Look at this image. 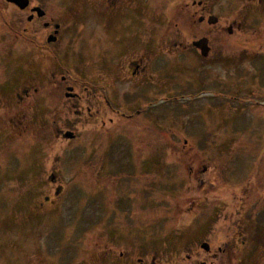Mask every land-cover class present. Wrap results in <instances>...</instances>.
<instances>
[{
  "label": "rangeland",
  "instance_id": "rangeland-1",
  "mask_svg": "<svg viewBox=\"0 0 264 264\" xmlns=\"http://www.w3.org/2000/svg\"><path fill=\"white\" fill-rule=\"evenodd\" d=\"M227 4L215 1L221 10ZM1 46L0 264H98L101 249L106 264H191V252L207 259L203 241L217 264H264V121L244 102L242 74L229 76L239 97L232 99L201 87L193 62L167 69L165 92L184 98L151 111L161 129L149 139L138 140L126 123L118 135L99 131L73 113L59 116L51 134L36 104H4L7 79L22 62ZM78 47L83 54L61 63L75 78L97 77L106 65L101 43ZM44 65L27 69L26 81L39 82Z\"/></svg>",
  "mask_w": 264,
  "mask_h": 264
},
{
  "label": "flooded vegetation",
  "instance_id": "flooded-vegetation-1",
  "mask_svg": "<svg viewBox=\"0 0 264 264\" xmlns=\"http://www.w3.org/2000/svg\"><path fill=\"white\" fill-rule=\"evenodd\" d=\"M27 1V6L20 8L0 0V46L8 56L14 51L13 58L22 62V68L13 67L7 79L11 87L3 102L10 107L26 101L36 104L42 110L40 120L51 134L56 132L59 116L73 113L98 125L102 132L118 135V128L126 123L140 135L138 140L152 138L154 130L161 128L151 111L159 103L184 98L179 96L181 91L165 92L168 83L160 76L167 69L186 67L188 62L200 73L201 87L223 97L239 98L229 76L242 74L247 93L244 102L264 121V0H228L225 10L216 7V0ZM8 10L14 12L9 21L4 17ZM113 11L118 19L102 18ZM86 40L101 43L106 65L97 77L79 79L60 60L83 54L78 46ZM112 53L120 58L110 56ZM123 58L126 61L117 62ZM40 63L45 65L39 68V82L34 84L35 78L26 81L23 67L27 65L31 71ZM218 69L225 75H219ZM129 93L131 102L127 101ZM7 121L12 124L15 118L9 115ZM6 139L9 143V137ZM99 253L102 258L94 263L106 264V250ZM206 253L207 259L199 262L200 252L186 254L185 260L191 264H217L220 260L216 251ZM110 262L133 263L122 258Z\"/></svg>",
  "mask_w": 264,
  "mask_h": 264
},
{
  "label": "water",
  "instance_id": "water-1",
  "mask_svg": "<svg viewBox=\"0 0 264 264\" xmlns=\"http://www.w3.org/2000/svg\"><path fill=\"white\" fill-rule=\"evenodd\" d=\"M9 2H12L14 4H16L17 6H19L20 8H25L28 4V1L27 0H7ZM43 12L41 11V13L39 15H42ZM212 22L216 21V18L213 17V19L211 20ZM73 134L72 133H68V137H72ZM201 248L208 251L210 250V245L207 243V242H202L201 243Z\"/></svg>",
  "mask_w": 264,
  "mask_h": 264
},
{
  "label": "trees",
  "instance_id": "trees-1",
  "mask_svg": "<svg viewBox=\"0 0 264 264\" xmlns=\"http://www.w3.org/2000/svg\"><path fill=\"white\" fill-rule=\"evenodd\" d=\"M255 239H256V242H257V243H261V242H262V239L260 238L259 235H258Z\"/></svg>",
  "mask_w": 264,
  "mask_h": 264
}]
</instances>
